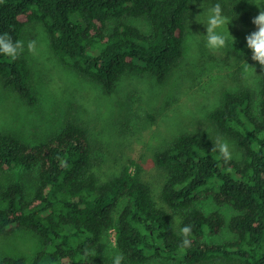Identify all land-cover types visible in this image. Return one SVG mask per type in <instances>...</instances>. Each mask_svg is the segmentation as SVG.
<instances>
[{"label": "trees", "instance_id": "1", "mask_svg": "<svg viewBox=\"0 0 264 264\" xmlns=\"http://www.w3.org/2000/svg\"><path fill=\"white\" fill-rule=\"evenodd\" d=\"M194 1L0 0V35L22 41L29 26L42 24L60 61L112 93L129 73L167 80L184 57ZM139 20L149 29L134 24ZM0 78L36 102L24 51L15 60L0 53ZM210 118L236 141L242 158L226 162L212 151L214 140L177 136L155 156L166 175L160 197L173 213L157 205L134 160L103 178L87 125L69 121L38 145L0 135V175L9 176L0 178V236L25 228L43 239L32 261L7 256L0 264H111L117 253L122 264L158 258L264 264V68L258 91L225 89ZM209 197L236 215L228 222L196 205ZM186 225L192 243L183 248ZM227 225L232 239L209 241Z\"/></svg>", "mask_w": 264, "mask_h": 264}, {"label": "rangeland", "instance_id": "2", "mask_svg": "<svg viewBox=\"0 0 264 264\" xmlns=\"http://www.w3.org/2000/svg\"><path fill=\"white\" fill-rule=\"evenodd\" d=\"M194 2L187 15L184 57L167 80L159 82L151 74L129 73L112 93L60 61L51 49L42 24L29 26L22 41L33 69L32 89L36 102L29 103L0 78V135H15L31 145H38L60 132L69 121L87 125L103 178L118 174L134 160L143 168V179L152 187L157 205L173 213L160 197L166 175L156 165V153L167 148L177 136L189 133L212 140L220 137L228 143L232 157L242 158L236 141L221 133L210 116L220 105L225 89L258 91L263 69L252 60V51L245 39L256 30L252 19L260 9L255 4L248 0ZM217 3L231 23L218 29L228 36L226 46L210 50L206 46L207 27L203 23L208 19L206 9ZM134 24L144 30L150 27L146 20ZM230 34L235 37V43ZM30 41H35V52L28 50ZM245 62L255 67L256 73L245 74ZM0 178L4 182L9 180L8 175H0ZM196 205L208 214L221 212L228 222L236 215L230 205H220L213 197L200 199ZM174 217L178 222V216ZM233 237L227 225L209 241L219 243ZM110 238L113 247L116 246L114 233ZM42 247L43 239L29 229L0 236V258L23 257L32 261ZM151 264L185 263L158 258ZM201 264L241 263L214 260Z\"/></svg>", "mask_w": 264, "mask_h": 264}, {"label": "clouds", "instance_id": "3", "mask_svg": "<svg viewBox=\"0 0 264 264\" xmlns=\"http://www.w3.org/2000/svg\"><path fill=\"white\" fill-rule=\"evenodd\" d=\"M249 3L255 4L259 9V14L252 19V23L256 26V30L246 36V42L249 49L252 51V60L257 61L262 68H264V0H248ZM195 3V2H194ZM203 7V5H201ZM208 19L203 23L207 27L206 46L210 50H218L224 48L227 44L228 36L218 29H223L225 25H229L231 21L223 14L222 7L219 3L206 9ZM199 16V15H198ZM197 16V17H198ZM196 17V19H197ZM197 22H199L197 20ZM200 23V22H199ZM231 35V34H230ZM232 36V35H231ZM235 43V37L232 36ZM24 50V42L20 40L13 41V38L4 33L0 35V53L15 60ZM28 50L35 52V41L28 43ZM244 73H256L255 67L245 62ZM214 147L212 151H219L221 157L227 162L232 159V153L229 145L222 138L217 137L213 141ZM176 218L174 217V220ZM182 236L181 247H191V225H186L180 229ZM95 255V253H93ZM124 256L122 253H117L111 258V264H122Z\"/></svg>", "mask_w": 264, "mask_h": 264}]
</instances>
